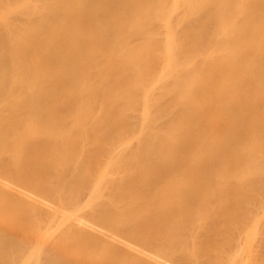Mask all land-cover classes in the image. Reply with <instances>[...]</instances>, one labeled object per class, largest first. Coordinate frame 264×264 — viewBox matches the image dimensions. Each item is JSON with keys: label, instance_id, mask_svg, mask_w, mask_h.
I'll return each instance as SVG.
<instances>
[{"label": "bare ground", "instance_id": "6f19581e", "mask_svg": "<svg viewBox=\"0 0 264 264\" xmlns=\"http://www.w3.org/2000/svg\"><path fill=\"white\" fill-rule=\"evenodd\" d=\"M0 264H264V0H0Z\"/></svg>", "mask_w": 264, "mask_h": 264}]
</instances>
